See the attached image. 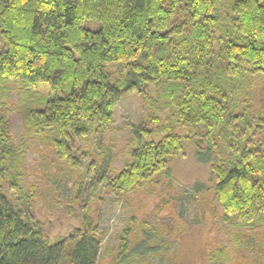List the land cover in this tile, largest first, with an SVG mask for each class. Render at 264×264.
<instances>
[{
  "label": "trees",
  "instance_id": "1",
  "mask_svg": "<svg viewBox=\"0 0 264 264\" xmlns=\"http://www.w3.org/2000/svg\"><path fill=\"white\" fill-rule=\"evenodd\" d=\"M0 47V264H97L105 231L82 216L95 190L115 201L152 196L192 145L194 161L217 181L195 196L220 209L232 242L215 246L208 264H264L261 246L243 240L264 228V102L254 105L264 84V0H0ZM131 93L143 113L115 170L103 138ZM10 112L21 116L17 144ZM34 140L57 157L42 165L48 175L73 179L64 208L81 214L57 242L31 213L40 198L54 210L56 191L22 181ZM88 141L99 160L79 171L73 146ZM170 243L159 226L132 216L105 255L109 264H139L166 257ZM235 245L245 253L234 254Z\"/></svg>",
  "mask_w": 264,
  "mask_h": 264
},
{
  "label": "rangeland",
  "instance_id": "2",
  "mask_svg": "<svg viewBox=\"0 0 264 264\" xmlns=\"http://www.w3.org/2000/svg\"><path fill=\"white\" fill-rule=\"evenodd\" d=\"M86 28L96 30L98 24L87 21ZM1 49V47H0ZM10 101H15V92L9 96ZM264 102V84L258 88L255 99V108ZM143 113L141 100L135 93L123 96L114 111V124L112 130L107 132L103 138L106 144L111 143L116 153V159L112 163L115 170H119L127 162L125 151H130L128 140L131 133V125H136ZM8 129L15 144L21 133V116L17 112L8 114ZM93 142H78L74 144L72 155L76 163V169L82 170L84 163L92 160L98 161L99 156L92 146ZM195 147L189 146L184 155L172 163L171 182L164 180L163 183L152 186L155 192L152 196L139 191L130 195L128 199L115 201L114 195L106 188H97L98 199L93 201L83 210L84 221H92L97 224L100 232L105 231L100 242V253L97 264H109L111 257L105 253L117 247L120 236L126 227L127 220L134 216L137 220L145 219L153 226H159L163 237L171 240L169 254L164 258L148 257L139 264H208V255L215 246H227L232 244L227 234L225 225L220 221L221 211L214 204L200 202L196 193H201L216 185V178L210 173L206 166L194 161L193 153ZM57 159L47 143L38 140L27 144L26 171L22 181L36 182L39 190L53 187L57 193L56 206L54 210L45 208L47 206L39 202L32 208V215L44 225L48 236L55 242L69 235L76 227L80 226V210L74 206L75 215H69L65 205L73 192V179L68 175L51 178L43 169L46 161ZM53 161V160H52ZM52 163V162H51ZM54 173V168L51 169ZM90 172V171H89ZM14 192H10L13 196ZM211 193L205 197L210 200ZM243 237L246 242L253 241V248L261 246V260L264 262V228L255 234ZM234 254L241 255L244 250L237 245L234 246ZM255 249L251 250L252 255ZM230 257L234 254L227 252ZM249 264H252L249 262Z\"/></svg>",
  "mask_w": 264,
  "mask_h": 264
}]
</instances>
